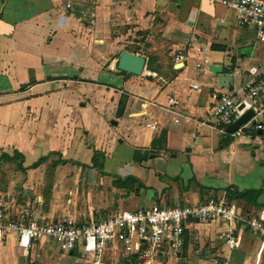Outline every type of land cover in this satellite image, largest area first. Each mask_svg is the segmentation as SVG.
I'll return each instance as SVG.
<instances>
[{
  "label": "crops",
  "instance_id": "crops-1",
  "mask_svg": "<svg viewBox=\"0 0 264 264\" xmlns=\"http://www.w3.org/2000/svg\"><path fill=\"white\" fill-rule=\"evenodd\" d=\"M71 4L67 7V4ZM211 0H0V201L7 218L97 222L117 210L216 199L264 220L262 128L221 131L210 111L264 68V43ZM122 51L145 58L119 70ZM178 55H181L178 57ZM230 125V124H229ZM232 229L236 246L221 234ZM179 254L152 264H264L240 221H189ZM115 237L102 264H143ZM78 245L0 241V264H89Z\"/></svg>",
  "mask_w": 264,
  "mask_h": 264
},
{
  "label": "built area",
  "instance_id": "built-area-1",
  "mask_svg": "<svg viewBox=\"0 0 264 264\" xmlns=\"http://www.w3.org/2000/svg\"><path fill=\"white\" fill-rule=\"evenodd\" d=\"M211 1L231 9L239 24L254 27L258 42L264 43V0ZM70 6L68 3L67 7ZM236 93V97L221 95L213 105L210 116L216 127L225 131L226 126L251 109L253 115L232 135H242L247 128L253 131L261 129V119L264 118V68L257 76L244 81ZM192 219L203 222L217 219L240 221L254 232L264 235V220L256 215L243 216L237 212L235 204L212 198L182 206L151 204L136 210H117L97 222L58 219L47 223H38L36 218L26 222L24 216L9 219L0 201V241L7 232H17L21 247H27L33 239L48 237L57 241L62 252H70L80 245L90 256L89 264H102L103 251L116 236L130 241L135 235L148 243L146 249L140 250L139 258L144 261L143 264H152L162 250L174 255L180 253L185 242V230ZM221 239L229 249L236 246V236L232 229L222 233ZM215 263L231 264L229 255L216 258Z\"/></svg>",
  "mask_w": 264,
  "mask_h": 264
},
{
  "label": "water",
  "instance_id": "water-1",
  "mask_svg": "<svg viewBox=\"0 0 264 264\" xmlns=\"http://www.w3.org/2000/svg\"><path fill=\"white\" fill-rule=\"evenodd\" d=\"M145 65V58L129 52L122 51L118 60L117 67L119 70L129 72L135 75H140ZM253 115V111L250 109L244 112L235 122L231 123L227 126V130L234 132L239 126L249 120V118ZM258 133H261L259 130Z\"/></svg>",
  "mask_w": 264,
  "mask_h": 264
},
{
  "label": "rangeland",
  "instance_id": "rangeland-1",
  "mask_svg": "<svg viewBox=\"0 0 264 264\" xmlns=\"http://www.w3.org/2000/svg\"><path fill=\"white\" fill-rule=\"evenodd\" d=\"M255 36H256V34H255ZM256 40L258 41L257 36H256Z\"/></svg>",
  "mask_w": 264,
  "mask_h": 264
}]
</instances>
